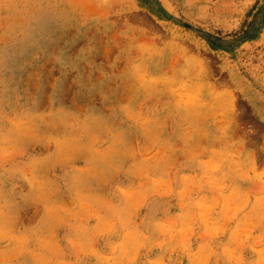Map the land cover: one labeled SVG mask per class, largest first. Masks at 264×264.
<instances>
[{
  "label": "rangeland",
  "instance_id": "obj_1",
  "mask_svg": "<svg viewBox=\"0 0 264 264\" xmlns=\"http://www.w3.org/2000/svg\"><path fill=\"white\" fill-rule=\"evenodd\" d=\"M0 264H264V0H0Z\"/></svg>",
  "mask_w": 264,
  "mask_h": 264
}]
</instances>
